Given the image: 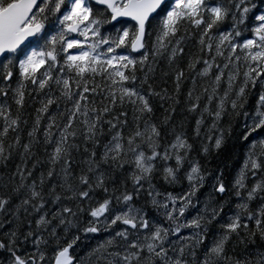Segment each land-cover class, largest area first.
<instances>
[{
	"label": "snow or ice",
	"instance_id": "1",
	"mask_svg": "<svg viewBox=\"0 0 264 264\" xmlns=\"http://www.w3.org/2000/svg\"><path fill=\"white\" fill-rule=\"evenodd\" d=\"M229 21L230 28L221 30ZM190 28L196 30L199 53L193 55L188 69L195 70V66L202 62L204 67L197 75L212 77V91L207 96L209 105L216 98L225 70H229L227 89L219 99L215 120L221 119L226 111L225 102L229 101L231 92L235 91V99L230 101L233 114L241 115L238 109H243L248 103L249 89H256L258 82L260 85L252 112L246 110L242 113L244 124L237 137L246 142L244 146L248 148L234 185L239 189L236 192L239 197L241 191L248 187L245 182L248 173L253 177L264 173V0H0V163L6 164L10 160L13 147L23 148L22 160L34 156L33 146L41 143L37 138L41 121L48 116L50 122L43 132V144L52 147L50 153L45 147L52 167L47 178L51 180L56 165H60L64 174V183L60 187L70 193L64 198L77 201L76 211L64 206L52 215V220L58 217L59 224L64 226V236L57 234L55 226L48 229L52 220L48 219L47 211L39 217L36 227L49 232L52 240L39 235L32 241L35 252L25 255L16 247L18 242L27 243L29 237L37 236L35 232L28 231L23 235V241L18 229L7 233V243L0 241V250L10 253L7 264H85V259L91 264V258L97 254L96 264L100 260H106V264H157V260L160 264H264V253L255 262L247 257L238 259L228 255V245L234 237L240 239L243 234L248 242L255 243L259 235L264 241V179L254 183L247 191L246 199L236 204L238 211L228 215L226 220L220 217L228 201L211 207L209 212L211 193L209 202L204 204V214L188 219L185 213L193 206L196 193L204 187L205 175L199 162L192 163L185 173L188 190L177 196L169 192L163 194V200L158 199L162 193L152 185L156 170L154 162L171 160L172 155H169L168 148L164 149L163 155L158 151L161 132L155 124L146 123L144 131H140L137 125L127 137V147L123 130L113 132L111 140L103 145V155L97 159L95 148L99 145L96 137L103 135L102 122L110 126L109 131L127 124L126 119L120 120V116L127 117L124 111L113 119H105L111 111L108 104L113 108L117 104L121 107L126 103L132 105L134 114L139 113V116L134 115V120L152 114L150 98L161 95L149 82L153 65L166 51L169 53V67L178 57L182 58ZM248 33L250 35H246ZM205 51L210 59H203ZM132 53H138L139 59ZM217 57L226 61L222 67L217 63ZM150 58L152 65H149ZM241 65L245 69L242 73ZM138 71L144 72L139 82ZM175 73L176 92L179 94L184 72L176 67ZM241 75L243 79L237 88L235 82ZM97 77L100 78L99 84ZM204 91L207 93L208 89ZM101 93L106 94L98 105L95 97ZM33 94L42 98L38 101L40 106L35 110L31 131L27 133L29 140L21 144V124L28 123L23 119L25 104ZM188 98L193 101L188 110L196 112L201 107L200 96L193 98V92L189 91ZM105 100L108 104H104ZM61 103L63 111L59 110ZM53 105L57 106L55 115L50 113ZM203 111L212 115L207 107ZM168 119L165 117V121ZM201 123V120L196 121L197 135ZM78 125H83V128ZM213 127H216L215 123ZM10 132L17 135L14 144H8L6 150L5 141ZM81 135L86 145L84 152H89V142L93 150L84 161L88 165L87 173L82 170L79 184L74 186L69 183V173L73 150H79L80 145L76 141ZM138 140L148 144L150 154L142 150ZM223 145L224 134L221 133L215 139L214 147L220 150ZM170 148L175 157V167H164V180L175 184L180 180L177 173L183 168L186 154L192 151L193 146L183 135H176ZM203 151L207 154L209 149L204 147ZM128 153L132 154L131 163L135 168L131 175L132 191L127 189L126 181L123 189L116 186V172L128 163ZM101 165L109 167L104 169ZM23 167L27 169L26 162ZM35 168L36 164H33L32 169ZM89 173L95 174L94 180ZM16 174L20 177V184L12 194L0 196V212L11 204L13 194L20 195L21 189L27 188L28 194L16 205V212L19 214L24 209L27 213L28 206H31L39 213L45 208L44 173L40 174L39 184L35 180L25 184L26 176L20 166H17ZM32 175L33 171L27 172V176ZM222 176L221 172L212 185L214 193L221 197L228 191ZM145 182L150 203L157 210L164 209L167 226L150 218L144 206L136 205ZM49 187L54 197L52 202H59L61 196L56 194V186ZM97 190L103 193L102 199H96ZM258 197L261 204L253 210L250 203ZM85 203L87 208L81 206ZM81 213H86L91 219L81 223ZM244 220L254 221L255 229ZM214 223L220 231L212 235L211 245L206 246L198 257L197 249L204 245L209 226ZM72 228H76L77 233L82 231L85 239L88 234H99L102 230L112 235L86 258H80L76 250L81 236L73 233L70 240L67 238ZM184 229H191V234L182 235ZM170 236L176 239L171 240ZM245 239H240V242L245 243ZM61 240L66 243L61 244ZM53 243L55 246L49 258L47 248L41 250L40 246ZM113 248L117 250L110 251Z\"/></svg>",
	"mask_w": 264,
	"mask_h": 264
},
{
	"label": "trees",
	"instance_id": "2",
	"mask_svg": "<svg viewBox=\"0 0 264 264\" xmlns=\"http://www.w3.org/2000/svg\"><path fill=\"white\" fill-rule=\"evenodd\" d=\"M231 21L227 22L225 25L221 27V30H225L230 28ZM196 30L190 28L188 30L187 36L189 37L184 41L185 47V55L174 62L172 67H169L167 56L169 53L166 51L164 56L158 57L156 59V63L153 65L154 71L150 73V83L153 84L155 91L160 92V96H152L150 98V103L153 107L152 114H145L139 120H134V115L139 116V113L133 112V106L130 104H124L121 107L117 104L114 108L108 104V101L105 100L104 104H108V107L111 111L106 115L105 119H113L115 116H119L122 111L127 112V117L120 116V120H127V124H121L117 129H113L109 131V125L107 123H103L100 127L103 128V135H97L96 140L98 142L99 147H96L95 150L97 152V159L103 155V145L107 144L111 140V135L113 132L118 131L120 129L123 130V135L125 137L124 143L125 147H127L126 141L129 134L135 131L136 126L139 125L140 131L145 130V124H155L161 132V136L158 139L159 148L158 151L163 155V151L165 148H168L169 155H172V159L168 161H163L158 159L154 163L156 164V170L153 174L152 185L155 189H159L162 191H171L174 190L175 187H179L184 183V176L188 168L192 163L199 162L202 167L203 174L220 176L221 172L223 173L222 180L227 186L235 185V181L238 178L241 168L243 167L244 160L246 158V153L248 148L244 146L246 142L242 140H238L237 137L239 135V131L242 129L244 124V117L242 113L244 111L252 112L255 102L258 99V93L261 90L259 82L257 84L256 89H249L248 93V103L245 104L243 109H238L241 115H234L233 110L231 108L230 101L235 99V91L229 94V101L225 102L226 111L222 113V117L219 120H215L214 114L218 108L219 99L223 95L224 91L227 89V74L229 70H225L224 79L220 85L219 91L216 93V98L213 99L212 103L209 105L207 102V96L211 94L213 79L212 77H201L197 75L199 71H202L204 65L201 62L195 66V70H189L188 64L192 60L194 54L199 53V44L198 37L195 35ZM183 34V33H181ZM250 35V33L246 34ZM155 42V37L152 38V43ZM227 54V53H226ZM203 59H210L209 54L205 51L203 54ZM214 55V53H213ZM139 59V56H134ZM217 63L223 66L226 62L223 58L217 57ZM149 65H152V60L150 58ZM179 67L184 72V77L180 82V91L179 94L176 92V80H175V69ZM146 70V69H145ZM243 65H241V73L244 71ZM216 69H213V73L215 74ZM144 72L138 71L137 77L138 82L139 79H142ZM243 76L239 78L235 83L237 88L242 81ZM193 81H195V85H193ZM98 84L100 83V78L97 77ZM147 86H145L146 88ZM207 88L208 92L206 93L204 89ZM189 91L193 92V98L196 96H200V105L201 107L197 109L196 112H190L188 109L193 101H190L188 98ZM106 93H101L100 96L95 97L97 104H100V100L103 95ZM58 95V93H57ZM163 97V98H162ZM42 97H36L35 94L28 97L25 104V114L23 119L28 121L27 125L21 124V131L19 135L21 136V144H25L28 142L29 137L27 135L28 131H31L33 122L36 117V108L39 105V99ZM176 100H179V103H176ZM70 106V105H69ZM102 106V105H101ZM63 103L60 104V111H63ZM207 107L212 112V115H209V112L203 111V109ZM15 108V105H13ZM172 109H175L173 112ZM50 113L55 115L57 114V106L53 105L50 109ZM165 117H169L167 121H165ZM182 120L184 123L177 124L178 121ZM201 120V126L199 129V135H197L196 121ZM48 116H45L40 125V132L38 133V140L41 142L40 144L34 145L32 148V152L35 153L34 156H28L25 160H22L21 157L23 155L22 147H13L11 149V158L4 163H0V196H6L7 194H12L13 189L20 184V177L16 174L17 166L21 167V171H24L26 180L25 184H31L33 180L37 184H39L40 174L44 173L45 176V185H44V200H45V208L41 209L39 213L35 212L31 206H28L27 213L24 209H21L19 214L16 212V205H18L27 194V188H22L20 195H12V202L9 206L6 207V210L0 212V241H4L7 243V233L12 232L13 230L18 229V235L20 240L23 241V235L28 231H33L36 234L38 232H47L42 228L38 229L36 227V221L39 217L45 212H48V219L52 220V215L56 212H59L62 207L69 206L72 207L74 211H76L77 201L68 200L64 197L70 195L65 188H61L60 185L64 183L63 173L61 171V166L56 165L55 173L51 180H48L47 173L49 169L52 167L48 163V154L45 152V147H47L48 153L52 151L51 146H46L43 144L44 136L43 132L46 131V125L49 123ZM59 123V121H58ZM215 123L216 127H213ZM177 124V125H176ZM78 127L83 128V125H78ZM55 131V129H53ZM221 133L224 134V145L220 150H216L214 147L215 139L220 137ZM17 133H9V137L5 141V148L7 150L8 144H14V137ZM176 135H183V137L188 141L189 144L193 146L192 151L186 154V160L183 168L177 173L180 177L178 183L169 184L164 180V167L172 166L175 167V157L173 155V150L170 148V144L174 142ZM255 136V134H253ZM250 139H252L250 137ZM80 145L79 150H73V159L69 173V183H72L74 186L79 184V176L82 174V170L84 173H87L88 165L84 162L88 160L90 152L93 150V145L89 142L87 143V147L89 148V152H84L85 140L81 135L76 141ZM141 144L142 150L145 151L146 154H150L151 149L148 144L139 141ZM207 147L209 149L208 153L205 154L203 149ZM128 163L125 164L124 168L116 172V176L118 178L117 187L123 189L124 182L126 181V186L129 191L133 190V181L131 179L132 172L135 171L134 166L131 163L132 154L128 153L126 157ZM40 161V163H37ZM27 163V169L23 167L24 163ZM36 164L35 170L32 169V165ZM108 165H101V168L107 169ZM28 171H33V175L31 177L27 176ZM92 179H95L94 173H89ZM264 179V173H257L255 177H253L252 173H248L246 184L247 188L241 191L240 194L243 196H247V191L254 185L255 182ZM50 185L56 186V194L61 196V200L59 202L53 203V195L50 190ZM111 185L109 186V194L111 193ZM236 192L239 190L235 187ZM148 184L144 183V188L140 192V198L137 201H149L150 196H148ZM103 193L100 190H97L96 199H102ZM236 198L235 195L231 196L227 199V206L231 205L233 201L231 198ZM221 198V197H220ZM95 201V200H94ZM261 204L259 197L250 203V208L255 210ZM84 208L88 207V204L85 203L81 205ZM236 208V207H235ZM238 211V209H237ZM69 219H73L72 217H68ZM88 216L86 213L80 214V221L83 223L87 220ZM244 222L250 224V228L255 229L254 221L248 222L244 220ZM31 226V227H29ZM53 226L56 227L57 231H64V226L59 224V218L56 220H52V223L47 227L50 230ZM69 231H77L76 228H72ZM217 233V232H216ZM33 237H29L30 241ZM240 239H245L243 234ZM240 239L233 238V240L228 245V255L233 258L243 259L247 257L249 260L255 262L257 258L261 256V253H264V241H261L259 235L256 237V242L251 243L245 239V243H241ZM28 243V242H27ZM27 243H17L16 247L19 251L27 244ZM231 245H235V250L233 251L230 247ZM10 254V253H8ZM245 255V256H244ZM1 264V263H0ZM223 264V262H221Z\"/></svg>",
	"mask_w": 264,
	"mask_h": 264
},
{
	"label": "rangeland",
	"instance_id": "3",
	"mask_svg": "<svg viewBox=\"0 0 264 264\" xmlns=\"http://www.w3.org/2000/svg\"><path fill=\"white\" fill-rule=\"evenodd\" d=\"M182 123H184L182 120L177 122V124H182ZM217 177H220V176H216V174H214V175H210V174L205 175V178H207V180L205 179V181H204V187H203L204 189L200 188L199 192L196 193V196H195L196 200H195V202L193 201V206H190L189 209L185 213V216L188 219H192L195 216H197L198 214L199 215H203L204 214V212H203L204 204H205V202H209V194L210 193L211 194L214 193L212 185L214 183H216V178ZM184 182H186V184H188L186 176L184 177ZM227 188H228V191L225 193V195L223 197H221L219 195H216V198L220 199L221 201H224V200L229 199L231 196L235 195V197H237L239 199V203H242L246 199V197L243 196L242 194H240L239 197L236 195L235 186L231 185L230 187L227 186ZM187 190H188V186L186 187V189L183 192L174 194V196L183 194ZM158 199L163 200L164 199V195L158 197ZM213 206H216V203H215V200L212 198L210 200L209 212L211 211V207H213ZM169 207H171V205H169ZM234 214H235L234 212L222 213L220 218L223 219V220H226L228 215H234ZM100 227H101V229H103V225H101ZM182 231H185V230H182ZM191 231H192L191 229L188 232L186 231L184 235L191 234ZM219 231H220V229L218 228V225L216 224V232L218 233ZM103 233H104V231L102 230L101 233L96 234V235H101ZM170 239L171 240H175L176 237L170 236ZM210 245H211V241L208 243L207 246H210ZM230 247L232 248L233 251L235 250V245L234 246L231 245ZM202 252H203V250L202 251L200 250L199 254H201ZM7 254L8 253L6 251L0 252V263L1 264H3L7 260V258H8Z\"/></svg>",
	"mask_w": 264,
	"mask_h": 264
}]
</instances>
